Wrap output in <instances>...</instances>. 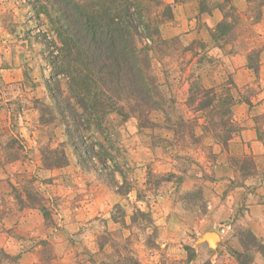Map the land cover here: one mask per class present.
<instances>
[{
	"label": "rangeland",
	"instance_id": "obj_1",
	"mask_svg": "<svg viewBox=\"0 0 264 264\" xmlns=\"http://www.w3.org/2000/svg\"><path fill=\"white\" fill-rule=\"evenodd\" d=\"M224 1L231 29L216 28L211 41L167 39L162 28L168 21L158 34L175 40L168 46L139 41L152 49L160 85L162 109L150 114L155 127L111 115L104 135L88 133L115 157L118 184L126 182L119 194L94 163L83 168L68 143L46 86L56 50L45 35L49 23L36 12L38 1L0 0V264H213L210 252L199 261L196 254L203 236L220 230L219 217L207 215L219 194L213 183L222 158L215 152L235 119L230 100L264 99V26L257 12L264 0H251L247 12ZM244 65L254 73L247 87ZM182 121L195 125L200 145L189 137L178 142L173 131ZM262 122L263 130L264 116ZM56 149L65 152L67 165L47 168L44 157ZM228 161L242 171L235 183L255 176L252 156ZM238 230L240 237L247 234ZM249 247L242 258L247 263Z\"/></svg>",
	"mask_w": 264,
	"mask_h": 264
},
{
	"label": "trees",
	"instance_id": "obj_2",
	"mask_svg": "<svg viewBox=\"0 0 264 264\" xmlns=\"http://www.w3.org/2000/svg\"><path fill=\"white\" fill-rule=\"evenodd\" d=\"M37 1L38 17L43 16L50 25L49 33L45 34L50 40L49 46L56 50L49 58L53 75L46 86L68 143L83 168L94 163L100 177L119 194H124L126 182L123 187L118 184L116 171L120 170L116 169L115 157L104 141L91 140L88 133L94 130L104 135L111 115L122 121L136 118L142 128L156 126L152 124L150 114L162 109L160 85L152 72V49L149 45L139 47V41H159L166 46L169 41H175L158 38L160 24L173 19L172 8L164 5L162 0ZM160 14L163 19L159 21ZM219 28L226 33L231 24L225 20ZM63 80L67 86L65 91ZM231 101L229 107L241 101L249 103L243 99ZM190 103H194V98ZM194 126L182 121L173 131L178 142H187L189 137L192 144H199L201 140L196 136ZM235 132L232 121L225 131L229 134L223 139L224 148H228ZM48 154L44 157L47 168L67 165L63 150H50ZM245 234L241 238L243 247L249 250L252 243V249L264 257V243L251 232ZM235 255L240 264H248L242 261L244 254ZM193 259L188 258L189 261Z\"/></svg>",
	"mask_w": 264,
	"mask_h": 264
},
{
	"label": "crops",
	"instance_id": "obj_3",
	"mask_svg": "<svg viewBox=\"0 0 264 264\" xmlns=\"http://www.w3.org/2000/svg\"><path fill=\"white\" fill-rule=\"evenodd\" d=\"M163 1L173 10V19L162 28V33L167 39L184 35L192 40L211 41L217 26L225 20L229 22L230 17L226 16L222 8L224 0ZM238 1H241V4ZM232 2L240 10L243 8L245 12L249 11L253 4L251 0H232ZM204 7H207V10H204ZM257 12L259 18H262L260 25L264 26V5L262 11ZM191 30H195L196 35ZM260 40L264 41V33ZM262 62H264L263 59ZM263 69L264 67L261 74L264 73ZM242 72L247 80H243L241 83L247 87L246 85L253 80L249 77H252L254 73L245 65ZM236 81L238 82L237 78ZM261 82L262 80H260ZM257 98H252L249 103L238 102L234 106L236 121L234 119L233 122L239 128L233 135L228 148L217 146L215 153L220 154V158H222L221 162L218 161L221 172L217 173V181L213 183V187L219 194L215 195L214 202H212L213 210L207 216L219 217V220L216 221V224L220 226L218 235L216 234L219 241L211 244L204 241L203 236L201 241L203 244L197 248L198 261L204 252H210L213 264H240L235 254H244L246 249L241 243L242 237L239 235V228L241 232H251L259 242L264 243V138L262 137L264 136V125L263 130L259 128L263 123L264 99L257 100ZM245 156L253 157L256 173L255 176L241 181L239 185L235 181L242 171L240 173L234 169L229 164L228 158H244ZM252 253L251 261L248 264H264V257L256 249H253Z\"/></svg>",
	"mask_w": 264,
	"mask_h": 264
},
{
	"label": "water",
	"instance_id": "obj_4",
	"mask_svg": "<svg viewBox=\"0 0 264 264\" xmlns=\"http://www.w3.org/2000/svg\"><path fill=\"white\" fill-rule=\"evenodd\" d=\"M210 235H212V236H214V235L217 236L215 233H210V234H207V235L204 236V240H206L207 242H209V243L212 244L213 240H211V239L209 238ZM217 237H218V236H217Z\"/></svg>",
	"mask_w": 264,
	"mask_h": 264
}]
</instances>
